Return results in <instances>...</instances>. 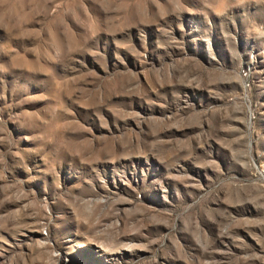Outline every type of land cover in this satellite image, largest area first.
<instances>
[{"label": "rangeland", "instance_id": "rangeland-1", "mask_svg": "<svg viewBox=\"0 0 264 264\" xmlns=\"http://www.w3.org/2000/svg\"><path fill=\"white\" fill-rule=\"evenodd\" d=\"M0 264H264V0H0Z\"/></svg>", "mask_w": 264, "mask_h": 264}]
</instances>
